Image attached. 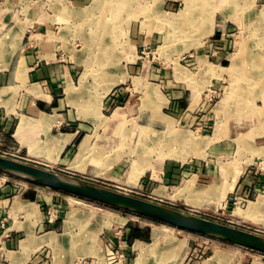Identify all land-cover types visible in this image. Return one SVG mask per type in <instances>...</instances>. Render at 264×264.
<instances>
[{
  "label": "rangeland",
  "instance_id": "obj_1",
  "mask_svg": "<svg viewBox=\"0 0 264 264\" xmlns=\"http://www.w3.org/2000/svg\"><path fill=\"white\" fill-rule=\"evenodd\" d=\"M187 2L0 0V31L18 35L16 42L28 48L34 38L36 51L42 49L38 41L53 32L52 52L69 68V90L59 96L67 123L58 119L55 130L73 129L79 137L54 172L264 236V0ZM186 108L197 112L191 117L183 114ZM242 121L251 130L230 133L231 124ZM215 130L217 146L211 140ZM85 137L94 148L115 138L104 158L124 159L105 168L88 158L86 170L78 172L70 164ZM148 144L153 146L146 153ZM0 156L33 165L8 139L0 138ZM137 156L147 172L132 184L127 172ZM168 168L180 172L164 177ZM213 184L216 193H204ZM43 188L61 196L47 207L48 221L63 224L77 214L67 238L82 248L85 223L98 250L106 248L108 264H178L181 258V264H264L258 251ZM163 189L161 198L156 193ZM63 198L77 202L69 206ZM261 199L263 208L247 216L249 203ZM156 230L163 233L157 243ZM140 242L149 246L145 253ZM81 254V261L98 263L94 253Z\"/></svg>",
  "mask_w": 264,
  "mask_h": 264
},
{
  "label": "crops",
  "instance_id": "obj_2",
  "mask_svg": "<svg viewBox=\"0 0 264 264\" xmlns=\"http://www.w3.org/2000/svg\"><path fill=\"white\" fill-rule=\"evenodd\" d=\"M8 31L10 32L11 29ZM16 36L18 37V35L12 37L10 34L4 36L2 31H0V138L11 140L21 146L27 152L33 165H40L53 171V168L55 169V166L59 164L58 162L70 151L75 139L79 137V132L73 129L68 132H57L55 130V123L58 119L61 118V121L67 123L66 115L64 117L60 115L65 112V109H63V100L59 96L61 92L66 93L69 90V68L62 62L64 57L59 60L52 52L56 46V38L53 32L46 35V38L43 39L45 41H38V48H42L40 51H36V48L33 49L34 38L33 40L31 39L34 43L32 48H28L22 44L19 45L16 42ZM13 38H15L14 42ZM31 40L29 39V42ZM29 45L31 46V44ZM83 90L87 91L86 88H83ZM83 96L86 97L84 93ZM188 111L191 114L190 116L193 117L197 109L186 108L183 114ZM244 121L236 122L234 125L231 124L230 133L251 130L247 126L248 122ZM68 122L71 123V120L68 119ZM217 133L218 130H215L211 136V140L217 142L215 146L220 142L217 139ZM117 138L120 139L121 137ZM51 139L56 141L69 139L70 142L65 144V148L55 162L50 159V155L53 154L52 151L36 155L31 154V147L35 144L39 148L44 147V144ZM115 141V138H110V140L108 138L105 141L106 146H104L107 148V152L108 147H111L112 142L115 144ZM123 157V155H120L116 159H122ZM116 159L111 160L109 158L110 162L108 163L110 164H108L106 158V160L104 159L105 162L101 164L103 166L105 164L104 167L108 168ZM73 161L70 164L71 168ZM142 165L144 175L147 171L144 168L145 164L143 163ZM159 168L157 169V175L161 180V176L165 173V167L162 164ZM75 170L84 171L86 166L83 169L75 168ZM129 171L127 172L128 175ZM168 171L169 173H166L164 177L169 178L180 172L172 168H168ZM182 173L183 175L185 174V172ZM152 177L153 175H151ZM60 197L57 192L54 193L32 184L18 183L12 181L8 175L0 174V264H56L59 261L58 264H91L89 261H81L79 259L81 253L89 254V256L94 253V255L98 256L97 264H108L106 248L103 246L98 250L95 245L96 234H94L93 230V239L84 233L85 243L80 249L78 241H76L77 244L71 238L69 241L67 237L74 223L68 226V222L73 219L71 213L70 218L63 224H55L48 221L47 207L56 205L61 200ZM63 199L69 206L77 202L76 199ZM83 228L81 230L85 232L86 229ZM155 234L163 235L158 230L154 232V238ZM50 238L55 239V241L50 242ZM156 241L160 242V238ZM183 244L184 241L181 246ZM142 246H148V244L140 242L139 247L141 248ZM83 248H88L89 250L84 253L82 252ZM182 261L183 258H181L180 262L178 260V264H181Z\"/></svg>",
  "mask_w": 264,
  "mask_h": 264
},
{
  "label": "water",
  "instance_id": "obj_3",
  "mask_svg": "<svg viewBox=\"0 0 264 264\" xmlns=\"http://www.w3.org/2000/svg\"><path fill=\"white\" fill-rule=\"evenodd\" d=\"M1 173L54 191H61L71 196L74 195L109 207L112 206L127 213L130 212L147 217L180 230L203 234L216 240L264 254V236L258 233H252L220 222L217 223L202 216L179 211L173 207L161 205L147 199L144 200L116 190L106 189L68 177L56 171H50L38 165L35 166L0 156Z\"/></svg>",
  "mask_w": 264,
  "mask_h": 264
},
{
  "label": "bare ground",
  "instance_id": "obj_4",
  "mask_svg": "<svg viewBox=\"0 0 264 264\" xmlns=\"http://www.w3.org/2000/svg\"><path fill=\"white\" fill-rule=\"evenodd\" d=\"M214 1H216V0H214ZM206 2H207V0H206ZM187 3H190V6H191V4L193 3V0H188V2ZM217 5V4H216ZM220 5H222V4H220ZM189 6V5H188ZM215 6V5H214ZM122 10V9H121ZM154 16H156V15H154ZM148 17V16H147ZM62 22V21H61ZM260 23V22H259ZM101 29V28H100ZM71 30V29H70ZM68 33V32H67ZM100 33V32H99ZM69 34V33H68ZM203 36V35H202ZM101 37V36H100ZM95 38V37H94ZM198 39V38H197ZM116 46V45H115ZM98 47V46H97ZM108 48V47H107ZM98 50V49H97ZM112 50V49H111ZM107 52V51H106ZM105 52H103V55H106V54H104ZM105 57V56H104ZM103 57V58H104ZM99 60V59H98ZM107 60H109V57H108V59ZM262 61H263V59H262ZM102 62H104V61H102ZM97 63H98V61H97ZM106 63V62H105ZM263 63V62H262ZM88 64V63H87ZM92 68V67H91ZM94 68V67H93ZM260 69V68H259ZM86 74L84 73V76H85ZM259 79V78H258ZM264 79V78H263ZM83 81V80H82ZM80 87V86H79ZM75 89V88H74ZM94 89V88H93ZM93 96V95H92ZM230 96V95H229ZM84 98H86L85 96H83ZM82 97V98H83ZM90 97V96H89ZM104 97V96H103ZM98 98V97H97ZM237 98V97H236ZM238 99V98H237ZM232 100V99H231ZM239 101V100H238ZM82 102V101H81ZM88 102V101H87ZM93 102V101H92ZM98 102V101H97ZM241 103V102H240ZM78 104V103H77ZM76 104V105H77ZM85 103H83V105H84ZM96 107H94V108H96L97 110H98V112L100 111L99 110V102H98V104L97 103H95L94 104ZM102 105V104H101ZM239 105V104H238ZM82 106V105H81ZM89 106V105H88ZM240 106V105H239ZM77 108V107H76ZM81 108H83V107H81ZM93 108V109H94ZM84 109V108H83ZM238 109V108H237ZM85 110V109H84ZM91 110V109H90ZM96 110V111H97ZM242 110V109H241ZM81 111V110H80ZM92 111H94V110H92ZM236 111V110H235ZM234 111V112H235ZM97 112V113H98ZM237 112V111H236ZM100 113V112H99ZM98 113V114H99ZM233 113V112H232ZM156 114V113H155ZM155 114H154V116H155ZM236 114V113H235ZM84 115V114H83ZM100 115V114H99ZM81 116V115H80ZM116 116V115H115ZM158 116V115H157ZM117 117V116H116ZM119 118V117H118ZM151 118H152V116H151ZM154 118V117H153ZM157 119V118H156ZM153 120V119H152ZM241 120V119H240ZM154 121V120H153ZM227 123V122H226ZM222 126V125H221ZM150 127V126H149ZM154 127V126H153ZM148 128V127H147ZM146 128V129H147ZM21 130V129H20ZM25 131V130H24ZM18 135V134H17ZM53 135V134H52ZM51 136V135H50ZM61 137V136H60ZM126 138V137H125ZM142 138V137H141ZM162 138L164 139V136L162 135ZM59 139V138H58ZM218 139V138H217ZM158 140V139H157ZM156 140V141H157ZM71 141H72V138H71ZM56 142V143H55ZM68 142H69V139H67L66 141H59V140H55V139H51V140H49L47 143H45L44 145V147H41V148H39V146H37L35 143V145L33 146V147H31V154H33V155H36V154H38V153H42V152H47V151H52L53 152V154L52 155H50L51 157H50V159H51V161L52 162H55V160L57 159V157L60 155V153L63 151V149L65 148V144L67 143L68 144ZM160 142V141H159ZM241 143H242V141H240ZM240 142H239V144H240ZM70 143V142H69ZM72 143V142H71ZM171 143V142H170ZM173 143H174V141H173ZM121 144V143H120ZM33 145V144H32ZM163 145V144H162ZM30 146V145H29ZM148 147H146V149H145V152L147 153V151H149V149H152V144L151 145H147ZM163 146H165V143H164V145ZM171 146V145H170ZM158 147V146H157ZM168 147H169V145H168ZM156 148V147H155ZM172 148V147H171ZM122 149H124V148H122ZM151 151V150H150ZM157 152H158V150H157ZM49 153V152H48ZM105 153H106V155H107V148L105 147V146H101V147H92V145L90 144V139H89V137L88 138H85L83 141H82V143H81V146H80V150H79V153L77 154V156H75V159H73L74 161H73V166H72V168H78V169H83V168H85V165H86V160H88V158L89 159H91V158H94L93 160H94V162H97V161H99V162H101V163H103V160L105 159L104 158V156H106L105 155ZM115 153H116V151H115ZM123 153V152H122ZM137 153V155H139L140 156V152H136ZM145 153V155H147ZM150 153V152H149ZM109 154V153H108ZM142 154V153H141ZM164 154V153H163ZM49 155V154H48ZM76 155V154H75ZM118 154H116V155H114V157H111L110 159L111 160H114V158L116 159V157H118L117 156ZM144 155V156H145ZM176 155V154H175ZM185 156V155H184ZM125 157H128L127 156V153H126V156ZM130 157V156H129ZM142 157V156H141ZM145 157H148V156H145ZM150 157V156H149ZM163 158V157H162ZM179 158V157H178ZM124 159V158H123ZM92 160V161H93ZM97 160V161H96ZM117 160V159H116ZM118 160H120V159H118ZM133 160V159H132ZM139 159H138V156H137V158L135 159V160H133V165H132V167H131V169H130V171H129V179L131 180L130 182L132 183V184H136V183H138V181L140 180L139 178L143 175V167H142V163H141V161H138ZM130 161V160H129ZM143 161V160H142ZM99 162H97L98 164H99ZM105 162V161H104ZM106 162L108 163V162H110V160L109 159H107L106 160ZM100 163V164H101ZM108 164H110V163H108ZM147 164V163H146ZM104 166H105V164H104ZM107 166V165H106ZM102 168V167H101ZM146 168V167H145ZM72 171V170H71ZM74 171V170H73ZM226 171V170H225ZM77 172V171H76ZM79 172V171H78ZM82 173V172H81ZM239 173V172H238ZM128 176V175H127ZM190 182H192V181H190ZM222 183V182H221ZM192 184H193V182H192ZM217 187H218V185H214L213 187H211V189L210 190H208V191H205L204 193H206L207 195H214L213 194V191L214 190H216L217 191ZM190 188V187H189ZM219 188V187H218ZM208 189V188H207ZM188 190V189H187ZM189 192V191H188ZM199 192V191H198ZM194 193V192H193ZM181 194V193H180ZM187 194V193H186ZM156 195L157 196H160L161 198H163L164 197V189L163 190H161V191H158L157 193H156ZM195 195V194H194ZM203 195H205V194H203ZM188 196H190V195H188ZM201 196V195H200ZM197 197V196H196ZM199 197V196H198ZM202 197H204V196H202ZM209 197V196H208ZM215 197V196H214ZM211 198H212V196H211ZM210 198V199H211ZM216 198V197H215ZM189 199V198H188ZM193 199V198H192ZM213 199V198H212ZM194 200V199H193ZM188 201V200H187ZM264 202V201H263ZM191 203H193L192 201H191ZM262 209L263 208V205H262V199H261V201H259V202H254V203H251V205H249V207H248V209H247V213H246V215L247 216H250L251 214H254L255 212H257L259 209ZM263 211V210H262ZM74 214H75V212H74ZM73 215V214H72ZM77 215V214H76ZM76 215H73L74 217H73V219L71 220V221H69L68 222V226H70L73 222H74V220H76V222H79L78 220H79V217L77 218V217H75ZM76 218V219H75ZM69 219V218H68ZM262 221H263V219H262ZM75 222V223H76ZM83 222H84V220H83ZM264 222V221H263ZM78 225V224H77ZM76 225V226H77ZM81 225V223L79 224V226ZM67 226V227H68ZM86 226V224L84 223H82V225H81V227H85ZM77 228V227H76ZM83 229H85V228H83ZM87 236L89 235L90 237H92L91 239H93V237H94V234H92V231H90V230H86L85 232H84ZM54 236V235H53ZM52 237V236H51ZM159 238V235L158 234H155V239L157 240ZM53 242V241H55V239H53V238H50V242ZM155 242V241H154ZM91 243V242H90ZM156 243H157V241H156ZM24 244V243H23ZM153 246V245H152ZM53 247V246H52ZM147 247L148 246H142L141 247V251H143L144 253H145V250L147 249ZM156 248V247H155ZM61 249V248H60ZM58 250V249H57ZM87 250H89L88 248H83V251L82 252H87ZM151 253V252H150ZM152 254V253H151ZM155 255V254H154ZM56 256V255H55ZM63 257V256H62ZM150 257V256H149ZM213 258V257H212ZM62 260V259H61ZM215 260V259H214ZM59 261V260H58ZM60 262V261H59ZM58 262V263H59ZM218 262V261H217ZM221 262V261H220ZM58 263H56V264H58ZM62 263V262H61Z\"/></svg>",
  "mask_w": 264,
  "mask_h": 264
},
{
  "label": "built area",
  "instance_id": "obj_5",
  "mask_svg": "<svg viewBox=\"0 0 264 264\" xmlns=\"http://www.w3.org/2000/svg\"><path fill=\"white\" fill-rule=\"evenodd\" d=\"M5 157V156H4ZM49 215H50V213H49ZM49 221L52 223V222H54L52 219H49Z\"/></svg>",
  "mask_w": 264,
  "mask_h": 264
}]
</instances>
